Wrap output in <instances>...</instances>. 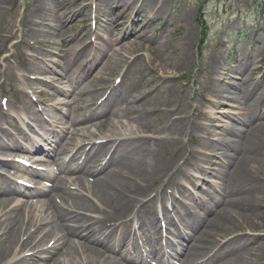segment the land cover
<instances>
[{
  "label": "bare ground",
  "instance_id": "obj_1",
  "mask_svg": "<svg viewBox=\"0 0 264 264\" xmlns=\"http://www.w3.org/2000/svg\"><path fill=\"white\" fill-rule=\"evenodd\" d=\"M9 1L13 0H0V21ZM34 1L37 3L22 16L28 22L20 28L24 36H32L37 25L52 20L49 30L39 34L42 40L35 39L37 44L30 48L34 52L30 56L37 59L35 66H27L24 71L29 72L24 76L32 79L30 89L36 93L37 83L59 77L40 63L39 54L50 42V29L59 38V48L51 55L61 56L72 81L70 91L57 90L51 95L54 104H47L48 117L44 118L45 126L39 124L43 132L39 141L58 148L56 152L60 153L63 147L59 141L63 140L75 152L76 163L64 167L65 175L55 177L53 187L58 193L45 205L42 200L27 205L22 187L13 181L6 184L9 168L20 172L10 174L15 179L37 173L20 169L13 160L18 152L24 153L13 133H21L27 119L35 121V114L28 110L33 105L24 89L12 84L13 92L22 99L17 110H12V105L0 109V172L5 174L0 178V264H148V254L159 253L149 239L150 232L161 239L158 221H169L172 212L179 217L178 212L188 210L186 200L194 202L195 193L212 188L221 191L219 206L201 219L185 216L186 213L181 216L179 224L194 230L180 235L178 243L168 241L170 253L175 251L185 264H264V91L260 87L263 76H252L261 63L251 55L236 58L219 71L221 59L211 55L198 67L199 75L205 73L207 77L195 92L199 102L188 97L158 101L151 92L137 90L132 84L113 85L108 76L117 64L129 62H136L141 69L133 80H140L143 71L157 72L158 80L166 82L182 76L178 70L193 57L186 45L191 32L181 38L180 49L171 56L166 52L168 45H152L157 40L152 41L145 30L148 22L152 26L162 20L156 13L161 9L159 0L152 2L153 6H146V0H91L92 4L106 5L107 10L129 8L136 13L131 23L123 27L120 20L124 16L113 18L104 8L97 18L98 26L91 28L89 34L82 29L76 36L69 31L77 25L88 0ZM140 13L147 21L138 29L136 26L144 19L139 18ZM14 32L11 29L9 37ZM147 41L151 45L144 46ZM102 53L105 58L93 74L89 62ZM50 61L54 59L51 57ZM126 74H122L123 78ZM110 87L107 96L99 100ZM8 92L0 85V100ZM111 95L123 98L113 112L109 107ZM71 98V107L76 108L70 110ZM227 105L230 109L224 107ZM160 106L170 115L169 124L153 118L160 114ZM94 116L101 118L85 123ZM10 124L13 132L8 129ZM211 127L219 136L212 134ZM21 138L31 142L29 136ZM171 143L175 144L173 149L168 148ZM78 149H83L85 156L100 160L109 154L103 162L107 170L99 181L89 182L93 173L90 161L78 173H70L83 163ZM39 159L34 157L32 161ZM112 178H118L121 184L116 185ZM14 194H19L18 198L12 197ZM201 195L207 198L205 193ZM176 229L178 234L184 230ZM246 230L256 233L251 237L242 233Z\"/></svg>",
  "mask_w": 264,
  "mask_h": 264
},
{
  "label": "rangeland",
  "instance_id": "obj_2",
  "mask_svg": "<svg viewBox=\"0 0 264 264\" xmlns=\"http://www.w3.org/2000/svg\"><path fill=\"white\" fill-rule=\"evenodd\" d=\"M79 1L81 0H75V2ZM154 1L155 0H146V6H153L152 2ZM159 1L161 3V9L160 12L156 11V13L161 15L162 20L156 21L152 26L150 25L151 22H148L147 25L146 16L140 13L139 18L144 19L141 24H138L139 26L137 25L136 27L139 29L141 25L146 24L145 30L149 31L151 40L153 38L157 40L156 43L152 42V45H157L161 42L166 43L168 45L166 52L171 56H174V53L180 49L179 42L182 41L181 38L184 37L185 34L191 32L189 43L186 45L187 47L190 46V51L193 54L192 59L178 70L179 74L182 75L180 78L178 77L176 80H169L167 82L165 80H158L157 72L153 73L152 71H143L140 80H133L141 71L137 63L132 62V65L129 64L130 62L117 64L118 66L114 68L111 75L108 76L110 82L113 80V85L115 83L117 84V81L126 86L132 84L137 90H145L146 93L151 92L158 101L165 100L166 98H171L174 101L184 100L188 97L191 101L199 102V98L195 95V92L199 90V87L203 84L202 82L207 79L205 73L199 75L198 67L200 63L207 62L211 55H213L221 59L217 68L221 70L225 64L230 65L234 63L236 58L244 59L252 55V59L255 62L261 63V67L253 71L254 73L252 76L257 78L263 76L260 87L264 91V0ZM81 2H83V0ZM36 3L37 2L34 0H13L4 5L5 13L0 21V85L9 92L2 97L6 100L2 102L0 100L1 110L7 107V105H12L13 108H17V105H19V94L13 92V88L11 87L12 84H18L20 88L23 87L25 90H28L27 83L28 86H30L29 83L32 82V79L27 76L29 72H24L27 66H35L37 62V59H33L30 56V54H34L30 48L32 45L37 44L35 43V39L40 38L42 40L39 34H42V32L44 33V30H49V23L52 20H47L45 24L37 25L36 28L38 29H34L32 32L34 34H32V36L31 34L26 37L24 36V32L20 31V28H22V25L25 23L27 25L28 22L27 17L25 16L24 21L22 20V16L28 14L31 5ZM88 3L89 5L82 10L83 14L77 18L75 22L77 25L73 28L71 27L73 25H70L72 29L69 31V34L76 36L82 29L83 33H91V28H93L92 26L95 24L94 21L96 19L94 16L99 18V14H101L104 8L107 14H110L113 18L116 16L119 17L122 14L124 17L120 21H122L123 27L131 23L130 21L136 13V11L129 8L125 10L122 8L107 10L106 5L99 4L100 2H93L94 4H92L91 0H88ZM81 6L84 5L82 4ZM56 22L57 21L54 22V26L55 24L56 26L58 25V22ZM64 25L65 24H63V26ZM95 26L97 27L98 25L96 24ZM24 28H26V26ZM11 29L15 32L12 37H9ZM52 31L53 30L50 29L47 34L50 42L39 54V56L42 57L40 63L43 66L46 64L51 65L47 60L49 57L50 60L52 57L56 61H61V56L55 57L51 55L52 51L59 48V38L55 33L53 34ZM65 35H67V32ZM143 45H151V42L150 44L148 41L144 42ZM253 51L255 52L252 53ZM22 57L25 58V61H23V59L21 60ZM170 70L173 69L171 68ZM126 72L127 74L125 78H123L122 74ZM25 73L27 74L26 76H24ZM120 77H122V79ZM34 87L37 89L36 87L39 88L40 84L37 83ZM39 89L42 88L40 87ZM40 91L42 93H28V95L31 96L34 94L33 98L36 100L41 99L44 101L48 99V96L44 95L46 90L42 89ZM227 94L228 92H226V95ZM8 99L11 100L10 104L7 101ZM73 100V98L70 99L71 102ZM228 106L229 105L224 107L230 109ZM69 108L71 110L76 107ZM164 108L165 107L160 106V114L154 115L153 118H156L158 121L162 122V124H169L170 115ZM209 108L212 107L210 106ZM209 108L205 107L204 109ZM214 110H216V108H214ZM78 111L80 112V110ZM210 129L214 136H219V134L213 132L216 130L214 127ZM174 146L171 143L168 145V148L173 149ZM197 175L200 174L198 173ZM116 180V185H120L121 182L118 181V178H116ZM167 191L169 193V188H167ZM261 212L264 214V206L261 207ZM262 220H264V215ZM242 233L250 234L249 236L252 237L256 232L246 230ZM247 246L252 247L251 244ZM247 256L249 258H254V255Z\"/></svg>",
  "mask_w": 264,
  "mask_h": 264
}]
</instances>
